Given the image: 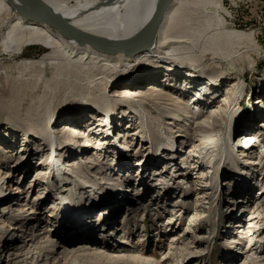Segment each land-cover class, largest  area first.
Listing matches in <instances>:
<instances>
[{"label":"bare ground","instance_id":"6f19581e","mask_svg":"<svg viewBox=\"0 0 264 264\" xmlns=\"http://www.w3.org/2000/svg\"><path fill=\"white\" fill-rule=\"evenodd\" d=\"M10 1L12 5L8 3V0H0V29L3 27L0 32V55L6 56H0V86L3 87L2 77H4V79L7 77V68L4 66L5 61L15 60V58L23 55V53L33 45L41 46L45 48L46 51L38 57L19 58L15 60L16 62L13 65V71L17 73V76L15 77L16 81L13 86V91L16 92V94L13 95L12 101L15 102L19 97L24 98L20 100V103L23 102L21 107L13 110V114H16V117L9 118L10 121L15 122H7V125L9 126L8 128H10L8 130L11 132L21 133L22 140L25 141V147L20 151V157L18 156L17 159L12 157L13 153L11 151V158L8 156L7 159L2 160L9 162L11 160L14 165H7L5 168L6 171L0 168V202H3V208L0 210V217L7 214L8 210L12 208L11 206L9 209V202H13L19 194L25 193L28 189H31V184H27L20 190V185L18 182H15L8 187L9 191H7L5 184L8 180L12 179L15 171H19L25 166L29 167L30 164H28V159L32 158L34 155L40 158L38 161L39 165L48 161L47 166L50 168V171L48 172L47 178L52 180L56 177L59 181V185L53 184V188L59 190L57 192L59 200L58 206H61V211L63 212L61 218L69 214L78 217L80 213L71 214L68 209L66 194L68 178L66 177V173L68 171L74 172V170L78 168L83 169V167L85 168V166H88L90 163L92 164L91 168L94 172H103L105 170V165H108V156L113 153V151L110 150L112 147L110 133L114 135L111 129L114 128L113 130H116L119 128V125L116 126L115 124L114 127H112V124L120 121L124 117L120 115H116L115 117V115H113L115 114V108L123 103L122 99L128 96L142 98L151 101L157 109L164 107L165 102L169 100L174 107L170 120L173 121L177 133L176 135H173L174 133H169L163 140L165 142L167 141V144L172 146L174 143L176 144V139L182 137V133L180 132H183L182 128H178L177 120H185L182 118V115L194 118L198 115L194 109H199L200 113L202 111L201 109L206 106H208L209 111H206L194 120L193 136L194 140L200 141L203 145L207 142L210 143L212 139L211 134L214 132L216 122L220 125V120L224 116L220 106L228 102L230 99L228 97H230V95H234L232 98L234 100L238 98L237 95L239 94L241 83L236 77H232V83L228 85L231 90L227 94H221L222 98L219 99L220 96L217 95L220 91H210V89L215 88L214 85L218 87L222 86L226 76H224L223 73L213 75V73L204 71V68H206V59L217 62L218 59L220 61L222 58L226 59V57L232 54L237 55L240 50L250 47L251 33H245L241 30H231L226 27L224 17L219 14L223 10L226 11L223 3L224 0H173L153 34L152 45L134 54H129L125 51L109 53L90 44H80L76 40L68 39L58 30L45 23L34 22L24 18L20 13L24 10L23 6L16 0ZM43 1L52 8L55 13L60 15L74 27L86 33L124 44L144 28L153 15L160 0ZM209 8H213L214 11L209 12ZM206 12L209 13L206 14ZM132 46L133 45H130L128 48ZM167 70L171 73H168ZM182 75L185 76L184 79ZM129 76H132V81H130L131 78H129ZM60 77L67 78L69 81L62 84L57 80L52 84V79ZM204 78L206 79L201 81V79ZM141 82L146 85L144 87H135L139 86ZM39 83H45L48 86L51 85L55 87L56 93H52L51 89L42 91L43 87L37 85ZM84 85L87 87L98 85V87L90 93L88 98H84L80 101L85 105L79 104V107H72L73 104H69L65 106L64 103L71 102V99L68 97L64 100H60V105H57V103H59L58 92L60 89L70 88L80 90ZM108 88L111 89L107 91ZM230 88H226L225 90H229ZM34 90L36 92H31ZM263 90L264 87L260 90L261 92L259 91L260 96H264ZM260 96H258V98H260ZM160 98L164 99L160 100ZM215 101H217V103L219 102L220 106H214ZM72 102H74V100ZM141 102L144 101L141 100ZM127 105L136 112L140 118L145 116L151 119L154 118L144 108V113H142V107H138L135 103H127ZM210 107L214 108L211 109ZM257 109L260 110H255V115L245 118H238L237 116L240 112H234L230 115L227 121L228 123L225 125V137L223 136L225 141L224 143L222 142L223 147L220 151L222 154L230 156L234 164H242L245 166L242 167L243 169H240V172L243 173L244 176H241V180H239L237 185L230 188L228 194L229 198L236 197L244 199V197L255 188L256 185H250L245 179L248 178L246 176L248 171L244 172L246 167L250 165L249 168L252 167L251 169H255V171L257 167L261 170V173L264 169V156L259 161L245 162L243 160V158L248 155L252 156V153L257 151V148H259L260 153L264 155V97L263 101H258ZM212 110L214 113H217L218 118H216V115H213ZM29 111H31V114L28 123L24 121L25 118L22 116L18 117V114H27ZM178 111L182 112L180 113ZM162 113L163 115L166 114L164 111ZM74 114L76 116H73ZM256 118L262 119V122L258 125L255 124L254 121ZM105 119L107 120L105 121ZM170 122L171 121L167 123ZM57 124H60L59 126L61 129L59 131L53 130L52 128L53 125ZM184 124L186 125V123ZM99 126L106 129L105 134L104 132H97V130H100L98 129ZM146 130L145 128L144 135L146 134ZM236 132L238 135L234 136ZM27 133H30L32 136L31 142L26 136ZM8 135L9 139H6L7 135L4 133L0 135V137H3L0 138L1 141H10L9 144L1 143L0 148L1 146L8 148V146L10 147L18 142V138H15L14 135L11 136L10 133ZM92 136H97L96 139L100 138V141H93V139H91ZM155 138V136H152L150 140L153 141ZM156 139L158 140V138ZM106 140L109 141L107 142ZM39 141L41 142L39 143ZM146 142L147 141L141 142L142 144L140 146L142 149L140 153L144 151ZM68 143L73 146L67 151L68 154L63 156L62 149H64V146ZM180 144H184V140H181ZM44 146H47V151H49L48 156L45 158H43ZM135 147L131 144L129 147L127 146L126 149L130 151ZM175 147H177V151L175 152L180 153L181 149L178 148V145H175ZM92 150L105 153L102 157V165L97 164L98 161H92L94 160V156L91 157V154L95 153ZM0 151V156L2 153L6 152L3 150ZM76 152H85L88 161L74 162L71 164V168H69L68 163L74 158L67 160V162H64V160L68 157L76 156ZM161 155L162 152L159 156ZM162 156L160 159L151 158L145 163V167L151 165L154 170L150 173L148 171L146 172L147 169H144L141 174L145 172L146 177L145 179L143 178L142 182H135L137 179H132L133 183H137V186L144 187L143 190L147 196L150 189H152L150 186L155 180L154 178L149 179L148 177L157 175L156 170L158 169H160L159 175L160 173H168L163 169V164L169 158L163 160L164 157ZM193 156L195 155L190 153L187 154L190 160L193 159ZM198 157L199 160H196V162L200 161V155H198ZM221 159L219 160V164H216L212 158L208 162L204 161L200 163V166L207 163L210 167H215L217 171L221 167ZM145 160L144 158L139 162L140 166L136 167L137 170L142 167ZM176 160H178V158H176ZM125 161L126 160L119 162V171H129L130 166L128 167L129 164ZM223 166H225L226 169L221 174L222 179L225 178V181H229L230 178L236 174H232L233 171L230 164L223 162L222 168ZM192 168H194V166ZM112 171H114V169ZM2 173L4 174L3 176L1 175ZM40 174H42V172H37L36 176L38 178L33 180L35 183L40 178ZM250 174L253 173L250 172ZM189 177H191V175H189ZM26 182L27 180H23V183ZM124 182L126 184L128 183L126 179ZM260 194L264 197V184L260 189ZM47 195L48 198H50L53 196V193L48 192ZM112 195L114 194L110 193L109 196L113 197ZM130 195H133V193L129 192L126 196H121L119 198L115 196L112 200H109V202H104L103 206L117 204V208H123L122 205L124 203L128 204L130 202H135V199L133 200ZM41 198L44 197L38 195L32 200V207H27L26 209L28 214L38 215L43 212L42 210L40 211L39 207L42 205ZM102 201L105 200L102 199ZM99 202H101V200L96 202L85 215H91L92 212L96 213L99 207L95 208V206ZM239 202L242 203V200ZM36 204L39 206H36ZM259 204L260 203H257V205ZM19 208L15 210L21 212L22 209ZM54 209H56V207H54ZM54 209L50 211L49 216L56 215L55 218H57L59 216L58 214L51 215ZM82 217L83 216L77 220L75 219L76 223L65 221L67 225L63 222L62 224L60 223L57 228L58 221L49 229L46 227L42 232H30V236L25 237L22 241L19 240V243L17 242L20 235H18V230L13 224V227L10 228L4 240L0 236V249L4 247V245H10L14 240H17L16 244L13 245V250L10 249L7 253V257L5 258L4 255L3 258H5L6 262L19 264L22 259L27 257V254L46 255V253L50 251L41 243V240L36 241V245L34 244L30 251H24L23 248L24 252L21 253L20 251L18 252V250H22V247L26 246L28 243V246H30V243L40 234L44 233L45 236L54 235L64 227L66 228L63 229V239L67 237L72 240L74 237L82 236L79 235L82 231V234L88 237L96 233L98 226L94 224H97L95 221L98 218L83 223ZM192 217L188 226L194 221ZM85 227L89 230L85 229ZM70 229L72 230L71 233L68 232ZM1 230L2 227H0V232ZM46 241L49 244L50 240L48 238ZM190 243H194V241ZM17 245L19 247L15 249ZM84 248H86V246L77 247L73 251ZM67 253L65 249L62 259ZM18 257H21V259L18 260ZM173 263L174 261L171 260L170 264Z\"/></svg>","mask_w":264,"mask_h":264},{"label":"rangeland","instance_id":"374dc122","mask_svg":"<svg viewBox=\"0 0 264 264\" xmlns=\"http://www.w3.org/2000/svg\"><path fill=\"white\" fill-rule=\"evenodd\" d=\"M223 3L226 11L223 10L219 14L224 17L226 27L231 30L251 33V42L248 49L240 50L237 55L232 54L226 59L222 58L220 61L218 59L217 62L206 59L204 71L213 73V75L223 73L226 76L222 86L214 85L215 88L210 89V91H220L217 95L220 96L219 99L222 98L221 94H227L231 90L228 85L232 83V77H236L241 83L236 100L232 99L234 95H230L228 97L230 99L223 106H220L219 102L217 103L218 100L214 102V106L219 105L221 107L224 116L220 120V125L216 122L210 143L207 142L203 145L200 141L194 140L193 136L194 120L209 111L208 106L202 108L200 113L199 109H194L198 113L194 118L182 115V118L186 121L177 120L178 128L183 129V132H180L182 137L176 139V144L174 143L181 149V152L177 153L175 152L177 147L174 144L170 146L167 141L163 140L167 134L174 133L173 135H176L177 133L173 121L170 120L174 107L169 100L165 102L164 107L157 109L149 100L134 96L122 99L123 103L115 108V114L113 115L115 117L116 115L124 117L112 124V127L116 124V126L119 125V128L116 130H113L114 128L111 129L114 135L110 133V139L112 140L110 150L113 153L108 156V165L104 164L105 170L103 172H94L90 163L83 169L78 168L74 172L68 171L66 173L68 178L66 185L68 209L71 214L80 213L78 217L69 214L61 218L63 212L61 211V206H58L57 192L59 190L53 188V184L59 185V181L56 177L52 180L47 178L50 171L47 166L48 161L39 165L38 161L40 158L34 155L28 159L29 167H22L19 171L13 173L14 176L11 180H8L9 178L7 179L8 181L6 180L5 187L7 191H9L8 187L15 182L20 185V190L27 184H31V189L19 194L13 202H9L8 207L10 209L12 206V208L8 210L7 214L0 217V227H2L0 236L3 240L9 233L10 228L13 227V224L18 230V235H20L18 242L14 240L10 245H4L0 249V264H13V262L9 263L5 260L8 251L10 249L13 250V245L16 242L19 243V240L22 241L25 237L30 236V232H42L46 227L49 229L58 221L57 228L60 223L62 224L65 221L76 223L75 219L77 220L81 216H83V223L98 218L95 221L97 224H94L98 226L96 233L88 237L82 234V231L79 233L82 236L74 237L72 240L67 237L65 239L62 238L64 237L63 229L66 227L54 235L45 236L44 233L40 234L30 243V246H28V243L18 252L30 251L38 240H41V243L50 252H47L46 255L27 254V257L22 259L19 264H170L171 260L174 261L173 264H264V197L260 194V189L264 184V169L261 173L259 168L256 167L255 171V169H251L252 167L249 168L250 165H247L248 167H246L244 172L248 171L246 176L249 179H245L250 185H256L255 188L244 199L229 198V190L238 184L241 176H244L240 169L245 166L234 164L230 156H226L220 151L225 141V125L228 123L230 115L234 112H240L237 116L238 118L255 115L254 111L260 110L257 109L258 101H263L264 96H260L259 91L264 87V0H224ZM212 11L214 9L209 8V12ZM209 12H206V14ZM2 29L3 27L0 32ZM45 51V48L33 45L15 60L22 57H38ZM0 56L6 57L5 55ZM15 60L4 62V66L7 68V77L5 79L2 77L3 87L0 86V135L4 133L7 135L6 139H9L8 134L10 133L11 136L14 135L15 138H18L16 144L8 146V148L3 146L0 148V150L6 151L2 153V157L0 156V168L4 171H6L7 165L12 166L14 164L11 160L10 162L2 160L7 159L8 156L11 158V151L13 153L12 157L17 159L18 156L20 157V151L25 147V141L22 140L21 133L11 132L8 130L10 128L7 125V122H15L10 121L9 118L16 117V114H13V110L21 107L23 102L20 103V100L24 98L19 97L15 102L12 101L13 95L16 94L13 91L16 81L15 77L17 76V73L13 71ZM167 72L171 73L168 70ZM131 77L129 76V78ZM184 77L182 75L183 79ZM205 79H201V81ZM57 80L62 84L69 81L67 78L60 77L52 79V84ZM37 85L43 87L42 91L51 89L52 93H56V88L51 85L48 86L45 83ZM145 85L141 82L139 86L135 87H144ZM97 87L98 85L89 87L84 85L80 90L62 88L58 92L59 103L57 105H60V100H64L66 97L71 99V102L64 103L65 106L69 104H73L72 107L85 105L80 101L88 98L90 93ZM226 88L230 89L225 90ZM110 89L108 88L107 91ZM163 99L160 98V100ZM73 100L74 102H72ZM141 100L144 102H141ZM127 103H135L138 107H142V113L146 109L154 118L151 119L147 116L138 117V114L130 109ZM210 108L213 109L214 107ZM163 111L166 114L163 115ZM178 112L181 113L182 111ZM30 114L31 111L27 114L20 113L18 117L22 116L25 118L24 121L28 123ZM213 115L218 118L217 113H214V111ZM73 116L76 115L74 114ZM169 121L171 122L167 123ZM254 121L258 125L262 122V119L256 118ZM59 125H53V130L59 131L61 129ZM145 128L148 131L146 130L144 135ZM98 129H100L97 130L98 133L104 132L105 134V128L99 126ZM236 135H238L237 132L234 133V136ZM26 136L31 142V134L27 133ZM152 136H155L158 140L155 138L151 141ZM0 138L3 137L1 136ZM96 138L97 136H92L91 139L100 141V138ZM181 140H184L182 145L180 144ZM106 141L108 142L109 140ZM143 141L147 142L144 151L140 153L142 149L140 145ZM1 143L9 144L10 141L0 140V145ZM131 144L136 147L127 151L126 147ZM71 146L73 145L70 143L64 146V149H62L63 156L68 154L67 151L71 149ZM47 149V146L43 147V158L49 154ZM259 150L257 148V151H254L252 156L248 155L246 156L247 159L245 157L243 160L245 162L261 160L264 155ZM92 151L95 152L91 154V157L94 156L92 161H98L97 164L102 165V157L105 153H100L96 150ZM161 152L163 155L161 156L164 157L163 160L169 158L163 164V169L168 173H160L159 175L160 169H158L156 170L157 175L148 177L155 180L152 182L150 186L152 188L150 189L151 192L149 191L147 196L143 190L144 187L137 186V183H133L132 179H137L135 182H142L143 178L145 179L146 177L145 172L141 174L144 169H147L146 172L152 173L154 170L152 166L145 167V163L151 158L160 159L161 156L159 154ZM188 153L195 155L192 160L187 157ZM75 155L64 160V162H67V160L74 158L68 163L69 168L74 162L88 161L85 152H76ZM198 155H200V161L196 162V160H199ZM144 158L146 160L143 162L142 167L137 170L136 167L140 166L139 162ZM212 158L216 164H219L221 159L219 170L216 171L215 167L212 168L207 163L200 166V163L208 162ZM123 160L128 162L129 171H119V162ZM222 161L230 164L233 171L232 174H236L229 181H225V178L222 179L221 174L226 169L225 166L222 168ZM193 166L194 168H192ZM113 169L114 171H112ZM37 172H42V174H40V178L35 183L33 180L38 178L36 176ZM250 172L253 174H250ZM1 175L3 176L4 174L2 173ZM125 179L128 181L127 184L124 182ZM23 180H27V182L23 183ZM48 192H52L53 196L48 198ZM129 192L133 193L130 197L133 200L135 199V202L124 203L122 205L124 209L117 208V204L103 206L104 202H109L113 197L126 196ZM110 193L114 194L112 195L113 197L109 196ZM38 195L44 197L41 198L42 205L36 204V206L40 207V211L42 210L43 212L38 215H30L26 209L27 207H32V200ZM102 199L105 201H102ZM99 200L101 202L95 206V208L99 207L97 212L85 215ZM240 200H242V203L239 202ZM257 203L260 204L257 205ZM2 205L3 202L1 201L0 210L3 208ZM19 207L22 209L21 212L15 210ZM53 209L54 211L51 215L58 214L57 218H55L56 215L49 216L50 211ZM191 217L194 221L188 226ZM85 229L89 230L87 227ZM68 232L71 233L72 230L70 229ZM47 238L50 240L49 244L46 241ZM121 240L123 242H117ZM191 241H194V243H190ZM85 246L86 248L84 249L73 251L77 247ZM18 247L17 245L15 249ZM65 249L68 253L62 259ZM4 255L5 258H3ZM20 259L21 257H18V260Z\"/></svg>","mask_w":264,"mask_h":264},{"label":"water","instance_id":"95a60500","mask_svg":"<svg viewBox=\"0 0 264 264\" xmlns=\"http://www.w3.org/2000/svg\"><path fill=\"white\" fill-rule=\"evenodd\" d=\"M16 1L24 8L23 12H20L24 18L34 22L45 23L58 30L68 39L76 40L80 44H90L109 53L125 51L129 54H134L137 51L148 48L152 45L153 34L173 0H160L153 12V15L144 28L131 40L125 42L124 44L117 43L116 41L108 38L86 33L74 27L60 15L55 13L43 0ZM8 3L12 5L10 0H8ZM130 45L133 46L128 48Z\"/></svg>","mask_w":264,"mask_h":264}]
</instances>
